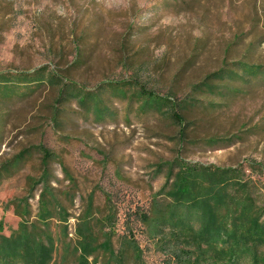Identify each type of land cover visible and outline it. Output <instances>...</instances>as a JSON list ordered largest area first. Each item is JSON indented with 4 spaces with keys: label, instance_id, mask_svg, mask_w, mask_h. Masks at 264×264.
Instances as JSON below:
<instances>
[{
    "label": "rangeland",
    "instance_id": "obj_1",
    "mask_svg": "<svg viewBox=\"0 0 264 264\" xmlns=\"http://www.w3.org/2000/svg\"><path fill=\"white\" fill-rule=\"evenodd\" d=\"M242 61L264 64V0H0V80H41L12 83L10 93L0 88V171L13 165L14 172L0 183V237L21 221L7 203L34 192L37 208L39 146L55 154L53 186L76 188L72 213L92 197L95 208L117 212L121 225L161 190L163 163L264 166L260 78L217 81L219 90L204 97L195 91L222 66ZM108 82H125L126 94L102 87ZM223 89L230 93L222 96ZM82 90L93 93L84 103ZM151 92L170 102L143 108ZM175 111L186 116L183 125ZM255 177L264 182V174ZM138 238L148 263L163 264Z\"/></svg>",
    "mask_w": 264,
    "mask_h": 264
},
{
    "label": "trees",
    "instance_id": "obj_2",
    "mask_svg": "<svg viewBox=\"0 0 264 264\" xmlns=\"http://www.w3.org/2000/svg\"><path fill=\"white\" fill-rule=\"evenodd\" d=\"M247 74L250 83L258 77L264 86V64L242 61L236 67L222 66L195 91L200 89L202 97L213 95L219 90L217 81L244 80ZM40 81L37 75H15L13 80H0V88L10 93L12 83L25 86ZM122 85L125 82H108L102 87L126 94ZM83 92L77 96L82 103L93 94ZM229 93L223 89L220 94ZM145 99L143 108L170 102L152 92ZM186 104L182 101L179 107L184 109ZM173 116L182 125L187 119L177 111ZM37 151L42 154L43 175L36 182L33 177L28 180L35 182L32 191L41 186L38 205L35 210L34 192L5 205L7 210L14 208L21 221L10 236L0 237V264H149L140 234L155 254L162 255L163 264H264V182L255 177L264 174L260 163L249 162V172L242 165L221 167L179 158L163 163L166 182L161 190L148 208L135 210L121 225L117 212L95 208L92 197L80 214L72 213L76 188L64 192L54 187L50 164L55 154L45 145ZM21 159L24 153L15 166ZM12 168L6 165L0 171V183L5 174L12 176ZM60 194L68 197V204Z\"/></svg>",
    "mask_w": 264,
    "mask_h": 264
}]
</instances>
